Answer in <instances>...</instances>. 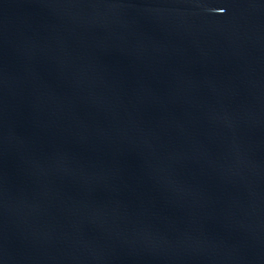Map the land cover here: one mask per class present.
Returning <instances> with one entry per match:
<instances>
[{
  "label": "water",
  "instance_id": "1",
  "mask_svg": "<svg viewBox=\"0 0 264 264\" xmlns=\"http://www.w3.org/2000/svg\"><path fill=\"white\" fill-rule=\"evenodd\" d=\"M0 264H264V0H0Z\"/></svg>",
  "mask_w": 264,
  "mask_h": 264
}]
</instances>
